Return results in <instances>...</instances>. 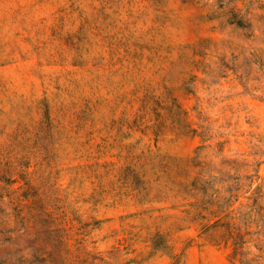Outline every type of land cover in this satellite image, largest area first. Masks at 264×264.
<instances>
[{
	"label": "rangeland",
	"instance_id": "1",
	"mask_svg": "<svg viewBox=\"0 0 264 264\" xmlns=\"http://www.w3.org/2000/svg\"><path fill=\"white\" fill-rule=\"evenodd\" d=\"M218 6L0 0V264H264V0Z\"/></svg>",
	"mask_w": 264,
	"mask_h": 264
},
{
	"label": "trees",
	"instance_id": "2",
	"mask_svg": "<svg viewBox=\"0 0 264 264\" xmlns=\"http://www.w3.org/2000/svg\"><path fill=\"white\" fill-rule=\"evenodd\" d=\"M237 1H243V0H217V4L219 5L218 9L221 10V13L227 17L225 18V22L227 24H233L234 26L240 28H249L250 23L245 18L246 14H241L239 9H237L235 6H230L231 3ZM244 1H246L248 5L252 3V0H244Z\"/></svg>",
	"mask_w": 264,
	"mask_h": 264
}]
</instances>
